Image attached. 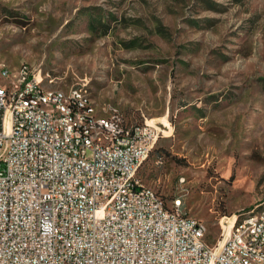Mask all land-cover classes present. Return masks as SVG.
Segmentation results:
<instances>
[{
	"label": "rangeland",
	"instance_id": "rangeland-1",
	"mask_svg": "<svg viewBox=\"0 0 264 264\" xmlns=\"http://www.w3.org/2000/svg\"><path fill=\"white\" fill-rule=\"evenodd\" d=\"M0 64L160 128L136 177L209 245L264 211V0H0Z\"/></svg>",
	"mask_w": 264,
	"mask_h": 264
},
{
	"label": "built area",
	"instance_id": "built-area-1",
	"mask_svg": "<svg viewBox=\"0 0 264 264\" xmlns=\"http://www.w3.org/2000/svg\"><path fill=\"white\" fill-rule=\"evenodd\" d=\"M23 80L5 67L0 84V264H247L264 258V220L248 221L214 245L181 196L169 203L136 174L161 129L112 114L73 125L68 112L91 111L84 85L42 88L27 64ZM52 81L50 80V83ZM46 100L53 117L28 99ZM183 183V179L180 180ZM228 226V222H225Z\"/></svg>",
	"mask_w": 264,
	"mask_h": 264
},
{
	"label": "bare ground",
	"instance_id": "bare-ground-1",
	"mask_svg": "<svg viewBox=\"0 0 264 264\" xmlns=\"http://www.w3.org/2000/svg\"><path fill=\"white\" fill-rule=\"evenodd\" d=\"M5 67L0 64V84H5V75L3 72V68ZM9 73L13 74V80H23V74L26 73V66L23 65L19 68V70L16 73H13L9 68L5 67ZM37 79H41V87L46 88L42 81V75L41 73L38 74L37 71ZM58 93H68L63 90H56ZM89 99L87 98L86 94L81 91V102H88ZM93 102V101H92ZM94 105V103H93ZM95 106V105H94ZM28 107H37L39 112L45 116V117H53L54 116V108H52L50 105H48V102L46 100H39L38 98H31L28 99ZM117 111V110H115ZM94 117H97V121L99 123H111L112 122V114L109 117H98L94 115L93 108H91V111H76V112H68V120L73 125H86V122L89 120L94 119ZM156 144H150L146 146L145 149V159L148 158L152 150L154 149ZM264 220V211L260 213H253L249 212L244 216V218L240 219L239 221L236 220L234 224L231 226L229 230V233H237V230H239L240 227H242L246 222L248 221H255V220ZM228 233V234H229ZM226 233L225 236H228ZM239 259L240 260H246L247 264H264V258H257L254 257V255H250V252H239Z\"/></svg>",
	"mask_w": 264,
	"mask_h": 264
},
{
	"label": "trees",
	"instance_id": "trees-1",
	"mask_svg": "<svg viewBox=\"0 0 264 264\" xmlns=\"http://www.w3.org/2000/svg\"><path fill=\"white\" fill-rule=\"evenodd\" d=\"M159 140V139H158ZM158 142V141H157ZM151 154V153H150ZM161 159V158H160ZM238 221L240 220V219H237Z\"/></svg>",
	"mask_w": 264,
	"mask_h": 264
}]
</instances>
